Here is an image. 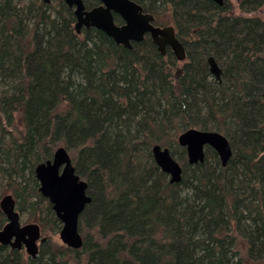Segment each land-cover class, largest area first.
Here are the masks:
<instances>
[{
    "label": "trees",
    "instance_id": "16d2710c",
    "mask_svg": "<svg viewBox=\"0 0 264 264\" xmlns=\"http://www.w3.org/2000/svg\"><path fill=\"white\" fill-rule=\"evenodd\" d=\"M135 1L173 25L183 60L148 35L129 49L93 26L77 33L63 0H0V193L43 237L34 258L0 243V264H264V20L254 15L264 0H236L238 11L230 0ZM189 127L222 133L227 163L208 145L189 163L175 144ZM156 143L173 157L179 147L178 182L156 165ZM59 146L91 196L79 248L43 234L61 221L34 167Z\"/></svg>",
    "mask_w": 264,
    "mask_h": 264
},
{
    "label": "water",
    "instance_id": "95a60500",
    "mask_svg": "<svg viewBox=\"0 0 264 264\" xmlns=\"http://www.w3.org/2000/svg\"><path fill=\"white\" fill-rule=\"evenodd\" d=\"M49 2L50 0H42ZM73 7L75 30L82 27H96L112 37L116 43L130 48V40L141 41L146 32L150 33L161 54L165 45H169L176 59L183 60L186 51L182 42L175 35L172 25L157 26L152 24L153 14L143 12L142 6L134 0H100L99 6L85 9L83 0H63ZM222 4L224 0H214ZM112 11L123 18L124 23L116 24ZM209 72L220 80L221 67L213 56L207 59ZM177 142L186 151L189 163L202 162L206 145L213 148L222 165L231 156L228 139L219 131L189 127L177 136ZM151 154L156 165L169 176L170 182L181 179L182 168L172 156L167 146L156 143L151 147ZM38 180V191L51 203L52 210L61 221L59 237L69 247L79 248L83 238L78 229V220L85 205L91 201L87 193V182L76 173L71 157L65 147H57L52 158L37 163L34 167ZM0 210L5 216V223L0 227V243L11 248H23L28 256L34 258L43 240L40 225L37 222L21 223L20 213L11 193L0 198Z\"/></svg>",
    "mask_w": 264,
    "mask_h": 264
},
{
    "label": "rangeland",
    "instance_id": "374dc122",
    "mask_svg": "<svg viewBox=\"0 0 264 264\" xmlns=\"http://www.w3.org/2000/svg\"><path fill=\"white\" fill-rule=\"evenodd\" d=\"M231 2H232V4H233V6L234 7H236V11H238L237 10V6H236V3H237V1L236 0H230ZM254 15H257V16H260L263 20H264V12H259L258 14H254ZM219 65V64H218ZM220 66V65H219ZM221 67V66H220ZM221 70H222V68H221ZM213 76V75H212ZM220 77H221V75H220ZM182 131V130H181ZM181 131H177V134L175 135V144H177L178 145V142H177V136H178V134L181 132ZM174 144V147L176 146ZM179 146V145H178ZM177 146V152H179L180 151V149H179V147ZM169 148V150H170V148L171 147H168ZM176 152V154H175V159L180 163V161H179V158H178V153ZM72 157V156H71ZM6 193H10V192H7V191H5V192H3V193H0V198H1V196L2 195H4V194H6ZM20 221H21V223H27V222H33V221H30V220H28L27 219V215L26 214H21V217H20ZM62 225V224H61ZM60 228H61V226H60ZM60 228H59V230H60ZM59 230L57 231V232H53L52 231V229L49 227L47 230H45V231H43V234L47 237V239L48 240H52L53 242H54V244H56V245H58V246H62V245H66V244H64L62 241H61V239H60V237H59ZM67 246V245H66ZM25 251V250H24Z\"/></svg>",
    "mask_w": 264,
    "mask_h": 264
},
{
    "label": "flooded vegetation",
    "instance_id": "af4514ba",
    "mask_svg": "<svg viewBox=\"0 0 264 264\" xmlns=\"http://www.w3.org/2000/svg\"><path fill=\"white\" fill-rule=\"evenodd\" d=\"M135 1V0H134ZM136 2V1H135ZM83 3H84V5H85V9H91L92 7H94V6H99V5H101V1L100 0H96L94 3H93V1L92 0H83ZM138 3V2H137ZM141 5V4H140ZM143 8V7H142ZM72 9H73V7H72ZM143 12H149V11H146L144 8H143ZM149 13H151V12H149ZM73 14H74V12H73ZM112 14L114 15V14H118L119 15V13L118 12H116V11H112ZM151 14H153V13H151ZM120 16V15H119ZM121 17V16H120ZM121 20H122V22H120L119 24H122V23H124V20H123V18L121 17ZM117 24V23H116ZM152 24L153 25H157V26H165V25H171V24H156V22H155V20H154V15H153V20H152ZM173 26V25H172ZM174 31H175V29H174ZM146 35H148L151 39H152V37L150 36V33L149 32H146L145 34H144V37L146 36ZM176 35V34H175ZM143 37V38H144ZM142 38V39H143ZM133 41H135V40H130V43H131V47L130 48H132V42ZM152 41H153V39H152ZM135 42H139V41H135ZM154 42V41H153ZM123 45V44H122ZM124 46V45H123ZM157 46V45H156ZM125 47V46H124ZM127 48V47H126ZM129 48V49H130ZM157 49H158V47H157ZM168 50H171V48H170V46L167 44V45H165V53H163V55H165L166 54V52L168 51ZM172 51V50H171ZM216 79V78H215ZM221 79V78H220ZM218 80V79H217ZM220 81V80H219ZM5 217V216H4ZM6 221V220H5ZM5 223V222H4ZM3 223V224H4ZM1 227V226H0Z\"/></svg>",
    "mask_w": 264,
    "mask_h": 264
}]
</instances>
